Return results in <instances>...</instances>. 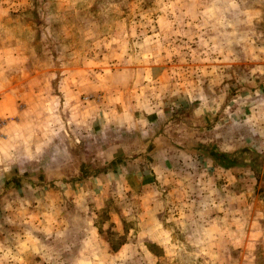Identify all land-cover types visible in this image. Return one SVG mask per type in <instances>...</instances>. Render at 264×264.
Instances as JSON below:
<instances>
[{"label": "crops", "instance_id": "obj_1", "mask_svg": "<svg viewBox=\"0 0 264 264\" xmlns=\"http://www.w3.org/2000/svg\"><path fill=\"white\" fill-rule=\"evenodd\" d=\"M190 3L199 10L198 27L205 29L201 35L211 44L209 51L188 59L196 60L193 67L153 66L142 71V83L129 86L112 85L105 73L90 80L94 72L82 71L88 76L80 81L73 73L72 83L63 86L56 99L47 84L0 85V108L9 118L7 139H0V184L15 182L20 177L17 164L30 163L37 152H45L61 124L70 121L93 133L105 127H141L138 152L124 139L110 143L103 152L105 167L84 180L56 184L73 193L91 187L103 202L123 203L127 194H137L140 212L134 238L128 240L132 230L118 220V236L124 239L116 248L118 263L113 259L108 264L130 263L141 245L143 263L158 264V256L145 246L148 242L161 252L189 253L187 243L175 239L173 226L183 228L190 244L194 237L199 264H264V200L256 198V189L264 191V51L257 49L250 32L240 30L264 19V0L247 6L240 0ZM153 78L157 85L150 87L147 82ZM92 93H102L103 102L82 98ZM165 107L167 120L161 115ZM243 123L253 130L241 132ZM253 140L262 141L263 147H250ZM43 170L47 174V166ZM24 184L34 186L29 180ZM40 186L49 190L43 178ZM30 238L21 246L31 256Z\"/></svg>", "mask_w": 264, "mask_h": 264}, {"label": "rangeland", "instance_id": "obj_2", "mask_svg": "<svg viewBox=\"0 0 264 264\" xmlns=\"http://www.w3.org/2000/svg\"><path fill=\"white\" fill-rule=\"evenodd\" d=\"M240 2L247 6L262 4L263 0ZM191 19L193 24H189ZM200 19L199 10L190 0H0V85L47 84L56 99L63 86L72 83L73 73L79 81L88 76L82 71L94 72L88 76L90 80H96L97 73H105L111 75L107 79L112 85L129 86L142 83V71L153 66L190 68L196 60L192 63L188 59L209 51L210 38L201 35L205 29L198 27ZM240 30L250 32L257 49L264 51V19ZM155 80L147 82L150 87L157 85ZM92 94L82 98L95 100L98 105L103 102L102 93ZM166 110L161 114L164 120L169 117ZM8 123L9 118L0 108V139H7ZM63 126L56 129L45 152H37L30 163L24 160L17 164L20 177L15 182L9 179L10 185L0 184V263L108 264L113 259L118 263L116 248L124 237L118 236L117 229L123 224L125 230H132L128 240L134 238L140 212L136 193L127 194L128 201L123 203L103 202L91 187L73 193L56 184L77 177L84 180L86 174L105 167L103 152L110 143L124 139L136 152L143 141L138 132L141 127H105L93 133L72 126L70 121ZM56 130L53 127L52 132ZM252 130L251 124L240 125L241 132ZM248 144L263 147L259 140ZM41 178L49 185L48 191L40 186ZM27 180L34 186L27 187ZM71 193L77 197L73 199ZM256 194L264 200L263 189H256ZM226 199L228 202L231 198ZM173 230L178 233L175 239L185 241L191 251L161 252L148 242L145 246L158 256L157 263L199 264L193 250L194 237L190 244L181 226H173ZM29 237L34 248L31 256L21 246ZM257 247L262 263V250L260 245ZM143 248L141 245L138 253H132L127 264H154L143 263Z\"/></svg>", "mask_w": 264, "mask_h": 264}]
</instances>
